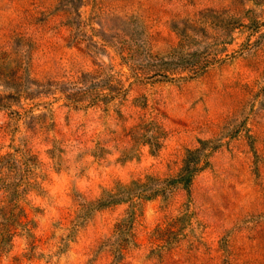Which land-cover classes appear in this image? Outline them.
Masks as SVG:
<instances>
[{
    "label": "rangeland",
    "instance_id": "374dc122",
    "mask_svg": "<svg viewBox=\"0 0 264 264\" xmlns=\"http://www.w3.org/2000/svg\"><path fill=\"white\" fill-rule=\"evenodd\" d=\"M0 264H264V0H0Z\"/></svg>",
    "mask_w": 264,
    "mask_h": 264
},
{
    "label": "trees",
    "instance_id": "16d2710c",
    "mask_svg": "<svg viewBox=\"0 0 264 264\" xmlns=\"http://www.w3.org/2000/svg\"><path fill=\"white\" fill-rule=\"evenodd\" d=\"M191 153L192 152H189V154H191ZM197 168H198L197 162L188 161L185 159L183 161V165H182V168L180 169L179 173L177 175H175L174 177H171V178H167L164 180L158 179V182L164 183V184L158 185V186L154 187L153 189H149L150 190L149 193H152L150 195L155 196L158 194H164L166 190H169L173 186H182V187L188 188V186L191 183V179H192L191 174L195 170H197ZM146 188L147 187L142 189V191L147 190ZM120 194H125V191H121V193H119V195ZM119 195H117V197Z\"/></svg>",
    "mask_w": 264,
    "mask_h": 264
}]
</instances>
